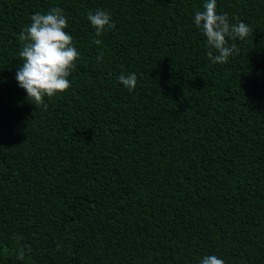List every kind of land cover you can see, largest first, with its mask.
I'll return each mask as SVG.
<instances>
[{
	"label": "trees",
	"instance_id": "trees-1",
	"mask_svg": "<svg viewBox=\"0 0 264 264\" xmlns=\"http://www.w3.org/2000/svg\"><path fill=\"white\" fill-rule=\"evenodd\" d=\"M205 2L0 0V264H264V0H216L253 32L226 64L195 26ZM52 7L80 58L44 110L15 73Z\"/></svg>",
	"mask_w": 264,
	"mask_h": 264
},
{
	"label": "clouds",
	"instance_id": "clouds-1",
	"mask_svg": "<svg viewBox=\"0 0 264 264\" xmlns=\"http://www.w3.org/2000/svg\"><path fill=\"white\" fill-rule=\"evenodd\" d=\"M87 21L100 37L104 31L111 30L115 24L108 12L97 9L89 11ZM194 23L206 38V55L213 64H226L239 49L235 43L229 45L228 40H245L252 35V29L244 22L232 24L227 14H218L216 0H206L202 10L195 12ZM68 20L59 7H52L46 13L37 12L31 16L30 25L26 26L18 36L22 44L19 57L23 61L15 73L16 82L26 93L27 100L36 108L47 110L45 98H52L66 92L71 83L69 77L80 58L72 36L66 31ZM97 46L101 39L93 40ZM103 59V52L97 61ZM118 82L128 91L137 85L135 73L121 74ZM60 246H57L59 250ZM25 252L20 249L17 259L23 260ZM200 264H225L216 255H208L200 260Z\"/></svg>",
	"mask_w": 264,
	"mask_h": 264
}]
</instances>
